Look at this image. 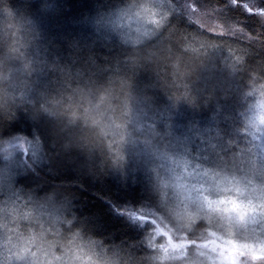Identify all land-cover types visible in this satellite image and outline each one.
Instances as JSON below:
<instances>
[{"label":"trees","instance_id":"obj_1","mask_svg":"<svg viewBox=\"0 0 264 264\" xmlns=\"http://www.w3.org/2000/svg\"><path fill=\"white\" fill-rule=\"evenodd\" d=\"M145 1L0 0V234H14L0 264L38 250L32 235L56 254L88 246L138 264L184 238L158 216L168 189L146 177L150 159L130 155L164 156L173 138L179 152L264 150V0H159L170 17L148 39L112 29ZM215 126L223 144L206 142ZM202 226L185 229L188 249L211 252Z\"/></svg>","mask_w":264,"mask_h":264},{"label":"rangeland","instance_id":"obj_2","mask_svg":"<svg viewBox=\"0 0 264 264\" xmlns=\"http://www.w3.org/2000/svg\"><path fill=\"white\" fill-rule=\"evenodd\" d=\"M154 1L147 0L137 9L116 11L109 20L112 29L138 33L137 40L148 39L170 17V9L162 6L159 0ZM252 5L257 8L258 1ZM259 15L264 21V14ZM253 126L255 135L264 137V106L259 107ZM214 129L217 132L215 137L206 138V142L223 144V137L219 135L221 128L215 126ZM183 140L173 138L170 143L164 142L165 149L168 147L163 150L164 156L158 157L156 153L153 158V155L141 151L130 155L139 164H143L142 159L144 163L146 159H150L151 163V159L154 160L155 166L152 165L150 170L154 184L162 192L168 189V195L162 202L164 211L158 216L163 223H167L169 231L184 238L179 242L161 243L157 248L159 252H152V257L139 260L138 264H244L237 255L224 250L216 251L218 244L223 249L226 246L264 255V150L245 151L246 154L239 157V151L232 149L236 144L231 142L224 144L220 151L215 146L210 154H216V158H210L202 153V149L192 151L187 148L189 146L179 152V148L184 147ZM157 157L158 161L155 160ZM207 223L210 226L202 228H206L214 241L209 243L208 240L207 244L212 251L188 249L189 238L185 229L196 230V225ZM199 230L196 231L201 234L203 230ZM8 233L9 237L14 236L5 231L0 234V239L6 238ZM29 241L38 242L42 248L43 243L38 236H30ZM205 241L201 245L204 246ZM46 247L32 251L23 262L17 259L15 264H136L88 246L76 248L77 251H72L70 247L60 254L54 253L51 246ZM51 253L57 256L47 258L46 255ZM19 255L15 254L16 257Z\"/></svg>","mask_w":264,"mask_h":264},{"label":"bare ground","instance_id":"obj_3","mask_svg":"<svg viewBox=\"0 0 264 264\" xmlns=\"http://www.w3.org/2000/svg\"><path fill=\"white\" fill-rule=\"evenodd\" d=\"M210 152H212V151H206V150L204 151V150H202V153H203V154L209 156L210 158H214L215 155H214V154H210ZM147 160H149V159H147ZM151 160L153 161V163H151V161L149 160V161H150V166L153 167L152 165H154V160H153V159H151ZM155 160L158 161L157 158H156ZM154 166H155V165H154ZM151 167L146 171L145 174H146V177H147L151 182H154V180H153V176H152V174L150 173V170H152ZM154 183H155V182H154ZM163 206H164V204H163L162 201H161L159 207L162 208ZM82 247H87V246H79V247H77V246L75 247V246H74V247H72L71 249H72V251H77L76 248H82ZM71 249H70V250H71ZM63 250H64V249H63ZM63 250H62V252H64ZM62 252H60V253H62ZM60 253H58V254H60ZM46 256H47V258H53L54 256H57V255L51 253L50 255L47 254Z\"/></svg>","mask_w":264,"mask_h":264},{"label":"snow or ice","instance_id":"obj_4","mask_svg":"<svg viewBox=\"0 0 264 264\" xmlns=\"http://www.w3.org/2000/svg\"><path fill=\"white\" fill-rule=\"evenodd\" d=\"M234 2H236V0H234ZM249 10H251V9H249ZM261 11L264 12V9H262ZM258 258H260L259 254H254L253 255V259H258Z\"/></svg>","mask_w":264,"mask_h":264}]
</instances>
